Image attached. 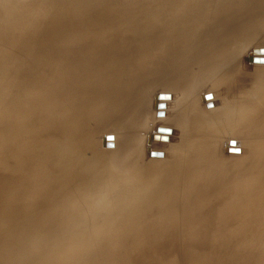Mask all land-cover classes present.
Instances as JSON below:
<instances>
[{"label": "rangeland", "instance_id": "1", "mask_svg": "<svg viewBox=\"0 0 264 264\" xmlns=\"http://www.w3.org/2000/svg\"><path fill=\"white\" fill-rule=\"evenodd\" d=\"M247 1L0 0V87L4 90V92L0 90V95L11 100L6 102L3 101L6 100L4 97H0L3 101L2 104L0 101V219L2 220H0V231L3 232H0V258H2L0 260L5 261L0 264H264V118L260 138L249 141L244 147L241 136L230 135L231 131L240 124L241 111L236 108L229 110L230 122L218 126L226 134L214 138L216 151L211 159L213 165L205 176L209 180H216L224 172L220 169L226 170L227 163L238 165L247 156L252 159L251 163L246 161V167L238 166L227 170L229 174L226 179L230 183L224 188H212V193L206 189V198H203L201 204L194 206L187 202L191 196L193 184L188 181L187 169L190 164L187 163L186 156L192 149L187 148L184 152H178L177 147L182 141V129L179 126L174 127L179 110L186 108L188 115L191 111L190 105L188 102H182L186 105L179 106L180 88H173L175 93L172 92V94L177 99L172 96V100H176V103L173 104L175 102L173 101L170 102L172 104H168L169 111L154 109L153 105L156 96L164 98L165 102L170 101V94L161 93L164 91V86L169 85V82H166L170 78L168 69L178 63L177 59L191 57L199 46L202 35L200 31H204V28L189 29L185 27L184 19H193L201 6L228 7L239 13H242L241 9L242 11L247 9L243 11L245 14L252 11L250 17L243 13L244 17L248 16L246 20L252 21L250 23L247 20L250 26L245 20L248 23L246 31L248 36H253L255 29L258 30V28L263 32L261 34H264V20L261 16L264 13L262 10L264 0H261L262 5L259 0ZM258 4L261 5H259L260 9ZM244 6L247 7L243 9ZM253 6L255 9H251ZM254 11L258 12L254 14ZM256 15L261 16L258 19L261 21L262 18V24L259 20L257 21V18L255 20ZM102 18H105L104 20L108 18L110 21L113 18L116 22L114 31L109 36H104L103 31L96 28L100 25ZM255 21L259 22L257 23L259 27ZM253 24L255 29H252ZM83 25L96 26V29L87 31ZM251 29L255 30L252 34ZM257 35L256 32L255 39L250 37L253 40L247 39L246 33L244 36L248 41L244 39L245 42L247 41V48L242 59L243 68L248 74L247 79L249 78L246 83L250 88L249 93L257 87L256 82L253 81L258 73L254 62H257L255 60H259L260 63L264 61L263 57H253L254 61L250 62L249 56L252 55L254 47H264V44L259 42L260 39H264V35L262 37L258 35L260 39ZM258 50L261 53L264 52V49ZM75 57L81 60L80 63L74 60ZM71 60L72 62L74 60V64ZM165 66H167L166 69H164ZM79 68L81 71L78 70ZM82 68L83 73H81ZM73 69L74 76L70 74ZM60 70L65 73H61ZM159 72L161 73L157 74ZM261 73H264V68ZM151 74L153 77L150 76ZM160 76L162 78L157 79ZM183 81V92H193L192 80L187 81L184 78ZM13 84L17 87H13ZM150 85L152 86L149 87ZM11 88L14 89L10 90ZM16 89L19 92L21 89V93L18 92L21 96H18V93L15 94ZM189 89L192 90L189 91ZM212 89L217 90L218 87ZM7 91L8 95L14 93L18 97L14 98L16 97L12 96L14 94L11 95L12 97L8 96ZM146 97L148 99L145 100ZM136 99H140L138 100L140 104ZM215 101H208L206 108L219 107L220 100L218 99L217 103ZM134 102L139 107L141 102L150 104H148L149 107L145 104L141 105V113H145L142 114L144 117L142 120L139 116L140 110L138 112L136 109L137 112L135 110L134 114V110L131 111L132 109L130 110L127 106H131ZM127 115L129 119H133L132 123L136 121L137 126L134 127V124L131 126V119L128 122ZM125 120L127 125L124 124ZM128 123L133 127V131L130 130ZM120 124L125 128L119 127ZM159 126L170 128L164 129ZM117 129L130 138L136 136L137 140L135 138L132 140H135L136 144L132 146L135 142L132 143L124 134H121L123 137L121 140L129 141L128 144L122 145L123 141L118 142L117 138L121 132ZM134 129L139 133L136 134ZM93 133L94 140L91 136ZM86 136V141L93 140V143L90 141V146L92 149L95 148L94 151L90 150L89 145L87 148L85 141L82 142L83 145L78 142L81 138L84 140ZM115 137L117 143L113 140ZM150 137L153 138L150 139ZM109 138L115 142H111ZM110 144L112 145L109 146ZM94 145L99 146L100 150ZM253 145L261 146V155L258 157L250 153L253 151ZM84 146L89 151H87V157ZM75 151L78 152L76 155ZM133 155L138 156L132 158ZM129 159H131L130 163H128ZM158 165H164L167 168L165 170L162 166L161 170L167 175L161 176L163 173L158 171L159 175L154 171L155 168V170L161 169L156 167ZM124 168H126L125 171ZM152 172H156L161 179ZM132 173H134L133 176L139 175L132 177ZM114 177L120 179V182L123 180L125 182L127 179L130 182L127 180L128 182L122 184L123 182L119 183L117 180L118 185ZM156 177L158 179L155 180ZM142 179L147 181L142 183ZM106 180L111 183L108 181V184ZM114 180L118 186L116 189ZM135 181H140L141 185L140 182L135 183ZM147 185L152 186L147 187ZM140 189L141 193L145 191L142 197L138 194ZM85 196L88 200L86 204ZM137 196L139 198L135 199ZM241 197L245 199L243 206L238 204ZM30 198H32V204L27 203ZM78 198H81V202L76 204L79 201ZM228 199L236 203L235 212L240 216L235 214L228 216L222 211L221 204ZM34 201L37 205L44 202L45 204L42 203L43 206L40 207L47 206V209L44 207L46 211H43L44 209L42 210ZM72 203L76 206L79 204L80 211L78 206L74 207ZM211 203H215L213 205L215 210L210 209ZM70 204L71 207L68 210L73 208L72 211L60 210L63 206L67 208ZM26 205L29 211L25 209ZM18 206H23V210L27 212H20L22 207ZM106 207H109L108 212L106 209V212L101 210ZM37 208L39 210H36ZM17 210L22 213L20 218H17L19 215ZM40 210L44 212L41 216ZM55 210L60 212L57 213ZM14 211L17 213L16 221L15 215L12 217ZM194 211L200 217H192L190 213ZM46 212H51L49 213L51 216ZM64 212H71V214L67 216ZM77 212H80L78 213L80 215L82 213V217L86 213L85 218L81 219L80 215L77 217ZM56 213L65 222L71 216L69 220L73 221L71 220L70 223L68 220V225L72 224V227L69 225V230L67 228L69 226L63 220L57 219L59 217H56ZM60 213H64L65 215H62L65 217ZM170 213L171 216H169ZM53 215L56 218L55 221V218L51 219ZM35 216H37L36 219ZM74 216H76L75 219H73ZM108 216L113 218L107 219ZM79 218L81 222L77 220ZM21 219L24 220L25 228L22 224V227H19L18 222H23ZM105 219L108 222H105ZM52 220L58 225H61L60 221L65 225H54ZM26 221L27 224H25ZM28 224L32 227L31 232L30 227L26 226ZM13 228L18 229L17 233ZM63 228H66V232L65 230L62 232ZM8 234L12 238L15 237V242L11 237H7ZM16 234L19 237L15 236ZM25 234L29 235L28 238ZM51 234L54 235L51 236ZM26 242L30 243L27 248H25Z\"/></svg>", "mask_w": 264, "mask_h": 264}, {"label": "bare ground", "instance_id": "2", "mask_svg": "<svg viewBox=\"0 0 264 264\" xmlns=\"http://www.w3.org/2000/svg\"><path fill=\"white\" fill-rule=\"evenodd\" d=\"M249 1V0H248ZM247 1V2H248ZM256 1V0H255ZM254 1V2H255ZM260 1L261 0H259V3H260ZM246 2V1H245ZM262 1H261V5H262ZM246 4H248V3H246ZM246 4H244V5H246ZM257 4V3H256ZM254 5H255V3H254ZM259 5L260 4H258L257 6L259 7ZM260 5V6H261ZM248 6V5H247ZM246 6V7H247ZM249 6H250V4H249ZM245 6H244V8L243 9H245L246 8ZM255 6H253V7H251V9H253ZM257 7V8H258ZM249 9H250V7H248ZM248 9V11H250ZM255 9V8H254ZM258 9H260V7L258 8ZM247 9H245V10H243V11H246ZM262 10H264V8L262 9ZM242 11V9H241V12L242 13H239V11L238 12H236V11H234V10H230L228 7H226V8H219V7H209V6H201V8H198L197 9V14H195L196 16L192 19V18H185L184 19V24H185V27H187V28H189V29H192V28H198V27H203L204 28V31L202 30V31H200L201 33H202V35H201V39L199 40V43H198V45L199 46H197L198 48L197 49H195L194 50V53L193 54H191V57H189V58H185V57H182L180 60H178L177 59V61H178V63L177 64H175V66L173 67V68H169V66H168V72H169V74H168V76H170V78L169 79H167V81L166 82H169V85L171 84L172 86H169L167 83H165V84H167V86H164V82H163V84L162 83H160V84H162L163 86H164V91H161V93L162 94H170V101H164L165 99L164 98H162V97H160L159 96V98L156 96V100L154 101L153 99V101H154V103H153V105H154V109H159L160 111L162 110L163 112H167V111H169L168 110V104H172V103H170V102H173V101H175V102H173V104L174 103H176V100H172V96H173V94H172V92L173 93H175V91H174V89L173 88H176V89H179V92L180 93H178L179 95H180V97H178L179 98V106H183V104H184V106L186 105L185 103H183L182 104V102H188L189 103V105H190V108H191V111H190V113L187 115L186 114V108H181L180 110H179V113H178V117L177 118H175L176 120H175V124H172V125H175L174 127H181L180 129H182V133H181V135H182V141H181V144H179V146L177 147L178 148V152H184V151H186L187 150V148H189V149H192V151H190L188 154H187V156L186 157H188V159H187V163L188 164H190V167L187 169V173H188V176H189V179H188V181L191 183V184H193L192 185V189H191V196H190V198L188 199V203L189 204H193L194 206L195 205H199V204H201L202 203V201H203V198H206V189H208L209 190V192H211L212 193V188H224V187H226V185H228L230 182L228 181V179H226V176H228V174H229V171H227V170H229V169H231V168H237L238 166H241V167H246V161H248V162H250L251 163V160L252 159H250L248 156H247V158L245 159V160H243V161H241L240 162V164H238V165H235V164H226V170H224V169H220L221 170V172L222 171H224V172H222L220 175H219V177H217L216 178V180H209V178L208 177H206L205 176V173H207L208 171H210V168L212 167V165H213V161H211V159H212V157H214L215 155H214V152L216 151V149H215V140H214V138H216V137H218V136H220V135H223V134H226L225 133V131L223 130V129H219L218 128V126L219 125H221V124H225L226 122H230V118H231V114L229 113V110L230 109H234V108H236L237 110H239V111H241V114H242V117H241V121H240V124H238L232 131H231V134L230 135H234V136H237V137H242V141H243V145H244V147L246 146V144H248V142L249 141H252V140H255V139H259L260 138V135H261V133H262V119L264 118V99H263V94H264V73H261V70H263V68H264V64H262V63H260V62H254V64L256 65V67L258 68L257 70H258V73L255 75V77H254V75H253V77H254V80L253 81H255L256 82V85H257V87L254 89V90H252V93H249V90H250V88H248V86L246 85V83H247V81H249L248 79H247V75L248 74H246V71L244 70V68H243V59H242V56H243V54L244 53H246L245 51H246V48H247V44H246V42L248 41L247 39L249 38V40H253V39H251L250 37L252 36V35H250V37L248 36V34H247V28H248V23L250 22V19L247 21L246 20V17H248L250 14H251V12L250 13H247L248 14V16H246V17H244V12ZM261 11V10H260ZM258 11H254V14L255 13H257ZM117 13H119V12H117ZM244 13V14H243ZM247 14H245V15H247ZM253 14V13H252ZM263 15H264V13H263ZM263 15H261L262 17H263V20H264V16ZM252 16H255V15H252ZM251 16V17H252ZM261 16H259V17H261ZM113 17H115L114 19H117V17L116 16H113ZM250 17V16H249ZM259 17H257V15H256V17H255V20H256V18H257V21L259 20V22H261L262 21V18H261V21H260V19H258ZM252 18H254V17H252ZM105 19V18H104ZM103 18L100 20V25H98V27H96V26H92V25H83V27L85 28V30H93L95 27L96 28H99V29H101L100 31H103V35L104 36H109L110 34H112L113 33V29H114V27H115V24H116V22H115V20H113V18H112V21H110V20H108V18H106V20H104ZM109 19H111V18H109ZM248 22H246V21ZM103 21V22H102ZM257 21H255V22H253V23H255L256 25H257V23H259V22H257ZM252 22V21H251ZM250 22V23H251ZM247 23V24H246ZM250 23H249V25H250ZM260 24H262V22L260 23ZM251 26V25H250ZM258 27H259V25H257ZM260 26H263V25H260ZM258 27H256V28H258ZM95 28V29H96ZM254 28V24H253V27H252V29ZM249 29H250V27H249ZM252 29H251V34L256 30V32H257V34L259 35V36H263L264 34H261V33H263L261 30L259 31V28H258V30L257 29H255V30H253L252 31ZM264 29V28H263ZM262 29V30H263ZM248 32H249V30H248ZM256 32L253 34V36H252V38H254V35H256ZM245 33H246V38L247 39H245L244 38V36H245ZM257 35V38H259L260 39V37ZM234 38H236V39H234ZM247 40L246 42H245V40ZM255 39V38H254ZM257 42H258V40H257ZM259 42H261L262 44H264V39H260L259 40ZM249 43V42H248ZM196 48V47H195ZM258 49H264V47H254V51H252L251 53H252V55H250L249 57H250V62H252V61H254V59H253V57H256V58H264V52H260ZM254 52V53H253ZM185 56H187V55H185ZM244 57V56H243ZM76 58V59H75ZM74 58V60H77V57H75ZM79 58V57H78ZM81 58V57H80ZM74 60H73V62H72V60H71V63H73L74 64ZM70 61V60H69ZM78 61V63H80V61H79V59L77 60ZM77 61H75V63H77ZM175 61V60H174ZM59 62V61H58ZM170 64H171V62H170ZM80 66V65H79ZM81 67V66H80ZM166 67L167 66H165V68L164 69H166ZM247 67V66H246ZM83 68H85V67H83ZM83 68H82V72L81 73H83ZM177 68H179V69H177ZM70 69H72V68H70ZM81 68H79L78 70H80ZM246 69V68H245ZM58 70V69H57ZM160 70V69H159ZM158 70V71H159ZM77 70H76V68H75V72H76ZM81 71V70H80ZM80 71H78V73L80 72ZM122 71V70H121ZM260 71V72H259ZM60 72H61V70H60ZM60 72H58V73H60ZM63 72V74L65 73L64 71H62ZM61 72V73H62ZM69 71H67V73H68ZM72 73H70V74H72L73 76H74V74H75V72H74V69H73V71H71ZM73 72H74V74H73ZM157 72V71H156ZM162 72H163V70H162ZM66 73V74H67ZM77 73V74H78ZM161 72H159V73H157V74H160ZM260 73V74H259ZM63 74H61V76L63 75ZM66 74H65V76H66ZM152 74H154V73H152ZM152 74L150 75L151 77H153L152 76ZM72 75H68V76H72ZM164 75V74H163ZM64 76V77H65ZM67 76V77H68ZM72 76V77H73ZM162 76V75H161ZM159 77V78H157V79H161L162 77ZM165 76V75H164ZM57 77H58V75H57ZM60 77V76H59ZM63 77V76H62ZM67 77L65 78V79H67ZM70 78V77H69ZM115 78V77H114ZM113 78V79H114ZM184 78L185 79H187V81L188 80H192V85H193V87L192 88H194V90H193V92H190V93H185V92H183L184 90H182L184 87ZM94 79V78H93ZM117 79V78H116ZM61 80H62V78H61ZM147 81V83H149L148 82V79H146ZM149 80H151L150 78H149ZM63 81H64V78H63ZM102 81V80H101ZM106 81V80H105ZM108 81V80H107ZM157 81V80H156ZM95 82V81H94ZM144 82H145V80H144ZM93 83V82H92ZM105 83V82H104ZM119 83V82H118ZM147 83H145V84H147ZM190 83V84H191ZM86 84V83H85ZM152 84H153V82H152ZM5 85V84H4ZM89 85V84H88ZM104 85V84H103ZM149 85V84H148ZM147 85V86H148ZM154 85V84H153ZM162 85H160V86H162ZM189 85V84H188ZM7 86V85H6ZM14 86H16L17 87V85H14L13 84V87ZM99 86H100V84H99ZM119 86V85H118ZM146 86V85H145ZM144 86V87H145ZM152 85H150L149 87H151ZM159 86V85H158ZM117 87V86H116ZM143 87V88H144ZM149 87H147V88H149ZM218 87V89L217 90H213L212 88H217ZM3 87H0V90L2 89ZM7 89H8V87H6ZM5 88V91L7 90ZM85 88V87H84ZM87 88V87H86ZM115 88V87H114ZM142 88V87H141ZM146 88V90H149V89H147ZM157 88V87H156ZM189 88V87H188ZM187 88V89H188ZM14 88H11L10 90H13ZM152 89H153V87H152ZM9 90V89H8ZM102 90H104V89H102ZM141 90H143V89H141ZM145 90V89H144ZM157 90V89H156ZM163 90V89H162ZM181 90H182V92H181ZM190 90H192V89H189V91ZM1 91H3L4 92V90L2 89ZM17 91V92H16ZM16 93L15 94H17L18 92H19V90H17L16 89ZM150 91V90H149ZM188 91V90H187ZM117 92V91H116ZM115 92V93H116ZM136 92H138V90L136 91ZM147 92V91H146ZM146 92H145V94H146ZM151 92V91H150ZM19 93H21V89H20V92ZM17 94L18 96L20 95L21 96V94ZM149 93V92H148ZM12 94H14V93H12ZM11 94V95H12ZM12 95L13 97L14 96H16V95ZM142 94V93H141ZM145 94L143 93V95H144V97H145ZM159 94V93H158ZM4 95H5V93H4ZM7 95H8V91H7ZM10 94L8 95V96H11ZM160 95V94H159ZM176 95V94H175ZM2 95H0V97H1ZM11 96V97H12ZM18 96H16V97H14V98H17ZM85 96V95H84ZM178 96V95H177ZM2 97H4V96H2ZM1 97V98H2ZM6 97V96H5ZM4 97V98H5ZM90 97V96H89ZM140 97H142L141 95H140ZM148 97V96H147ZM145 98V100L146 99H148V98ZM150 97V96H149ZM174 97V96H173ZM3 98V99H4ZM98 98V97H97ZM130 98V97H129ZM175 99H177V97L175 96L174 97ZM212 98V99H211ZM6 99V98H5ZM12 99V98H11ZM79 99V98H78ZM135 99V98H134ZM210 99V100H209ZM215 99H219L220 100V105H219V107H216V108H212V109H209V108H206L208 105H207V102L208 101H215ZM2 99H0V101H1ZM10 99L8 98V100L6 99V100H3V101H9ZM138 100H140V99H136V101L137 102H139ZM150 100V99H149ZM168 100V99H167ZM217 100L215 101L216 103H217ZM3 101H1V104L3 103ZM11 101V100H10ZM135 101V102H136ZM5 102V103H6ZM133 103V104H131V106L133 105L134 107H136L135 109H134V107L132 106V108H131V106H129V105H127L128 107H130V110L131 111H133L134 112V114H135V110L137 109L138 110V112H139V110H140V114H139V116L141 117V120H142V117H143V115L142 114H145V113H141V105L143 104V102H141L142 104L140 105V107L139 106H137L136 105V103ZM147 102V101H146ZM151 102V100L149 101V103ZM178 102V101H177ZM76 103V102H75ZM115 103V102H114ZM148 103V104H149ZM159 103V104H158ZM211 103H213V102H211ZM123 104V103H122ZM135 104V105H134ZM138 104V103H137ZM139 104H140V102H139ZM138 104V105H139ZM145 104V103H144ZM143 104V105H144ZM148 104H145V105H148ZM213 104H215V103H213ZM5 105V104H4ZM6 105H8L7 103H6ZM150 105V104H149ZM149 105H148V107H149ZM211 105V104H210ZM126 106V105H125ZM126 106V107H127ZM158 106V107H157ZM175 106H176V104H175ZM178 106V105H177ZM178 106V107H179ZM181 106V107H182ZM214 106V105H213ZM143 107V106H142ZM177 107V108H178ZM98 108V107H97ZM138 108H140V109H138ZM160 108H162V109H160ZM72 109V108H71ZM146 108L144 107V110H145ZM148 109V108H147ZM236 109H235V112H236ZM129 110V109H128ZM137 110H136V112H137ZM144 110H143V112H144ZM131 111H130V113H131ZM149 111V110H148ZM155 111H157V110H155ZM68 113V112H67ZM130 113H128L129 115H130ZM125 114V113H124ZM133 114V113H132ZM68 115V114H67ZM129 115H127V119H128V122H130L129 120L131 119V126H133V124H134V127L135 126H137V124L135 125V120H136V118H135V122L134 123H132L133 122V119L132 118H128V116ZM136 115L138 116V114L136 113ZM142 115V116H141ZM132 117H133V115H131ZM145 116V115H144ZM177 116V115H176ZM140 117H137L138 119L140 118ZM65 118V117H64ZM126 118H124V119H126ZM144 118V117H143ZM170 119V118H169ZM143 120H145V119H143ZM161 120V119H160ZM126 121V120H125ZM163 121V120H162ZM138 123H140V121H137ZM144 122V121H143ZM166 122V121H165ZM121 123H123V121L121 122ZM130 123H128V125L130 124ZM125 125H127V121H126V123H124ZM141 124V123H140ZM139 124V125H140ZM143 124V123H142ZM122 124H120L119 125V127L121 126ZM130 126V125H129ZM128 126V127H129ZM130 126V127H131ZM187 126H188V128H187ZM115 127V126H114ZM118 127V128H119ZM121 127H124L125 128V126H121ZM141 127V126H140ZM160 128H164V129H168V128H170V127H168V126H159ZM186 127V128H185ZM132 128L133 127H131L130 128V130H132ZM127 129V128H126ZM139 130H140V128H138ZM118 130V129H117ZM120 130H123V129H121L120 128ZM186 130H188V131H186ZM123 131H125V130H123ZM122 131V132H123ZM133 131V130H132ZM131 131V133H133V135H135V133L136 134H138L137 132H135L136 131V129H134V132H132ZM117 132V131H116ZM118 132H121V131H119L118 130ZM120 133V135H119V137H118V135H116V137H118L117 138V140H119L118 142H120V141H123L124 142V140H121V138L123 139V137H121V134H124V133ZM96 133H97V131H96ZM114 132H112V134H113ZM126 133V132H125ZM127 133H128V130H127ZM126 133V134H127ZM228 133V132H227ZM119 134V133H118ZM129 134V133H128ZM155 134V133H154ZM153 134V135H154ZM161 135H165L164 133L162 134V133H160ZM92 135H95L94 133L93 134H91V136ZM114 135V134H113ZM125 135V134H124ZM131 135V134H130ZM115 136V135H114ZM126 137H128V135H125ZM139 136V135H138ZM89 137V136H88ZM93 137V140H94V136H92ZM116 137L115 138H113V140H115L116 141V143H117V140H116ZM136 137V136H135ZM135 137H133L132 136V138H130V136L128 137V139L130 138V141L133 143V142H135V143H133V145L132 146H134V144H136V141L135 140H137V138H135ZM169 137V136H168ZM90 138V137H89ZM88 138V139H89ZM133 138H135V140L134 141H132L133 140ZM153 137H150V139H152ZM82 139V138H81ZM81 139H79L78 140V142H80L81 144H82V142H89L88 144H86L85 142H84V144L85 145H87V148H89L88 147V145L90 146L91 144V142L93 143V140L91 139L90 141H86V139H87V136H86V138L82 141ZM112 140V138H109V140ZM128 139H127V141H128ZM140 139V138H139ZM138 139V140H139ZM109 140H106V141H109ZM110 140V141H111ZM115 141H111V142H115ZM121 143L122 145L123 144H128V142H124V143ZM131 142H130V144H131ZM80 143H79V145H80ZM115 143V144H116ZM75 144V143H74ZM78 144V143H77ZM76 144V145H77ZM94 144H95V141H94ZM102 144V143H101ZM138 144V143H137ZM83 145V144H82ZM96 145H97V142H96ZM96 145H94V147H99V146H96ZM103 145V144H102ZM112 144H110L109 146H111ZM81 146V145H80ZM77 147H79V146H77ZM253 151L252 152H250V153H254L257 157L259 156V155H261V146L260 145H253ZM79 148H81V147H79ZM82 148H83V146H82ZM84 148H85V146H84ZM104 148H105V146H104ZM124 148V147H123ZM92 149V146H90V150ZM99 149V148H98ZM105 149H107V148H105ZM104 149V150H105ZM76 150V149H75ZM78 150V149H77ZM84 150H86V148L84 149ZM84 150H81V151H84ZM93 151L95 150V148L94 149H92ZM100 150V149H99ZM102 150V149H101ZM118 150L120 151V149L118 148ZM123 150V149H122ZM136 150V149H135ZM134 150V151H135ZM79 151V150H78ZM87 151L88 150H86V154H85V156L87 157V155H88V153H87ZM96 151H98V150H96ZM107 151V150H106ZM119 151H118V153H119ZM126 151V150H125ZM89 152V151H88ZM103 152V151H102ZM113 152V151H112ZM122 152V151H121ZM75 153V155L78 153V152H74ZM80 153V152H79ZM95 153V152H94ZM137 152H135V154H136ZM242 154H243V152H241ZM250 153H248V155L250 154ZM81 154V153H80ZM83 154H84V152H83ZM92 154H93V152H92ZM107 154H109L108 152H107ZM127 153H125V155H126ZM138 154V153H137ZM241 154V155H242ZM91 155V154H90ZM95 156V155H94ZM106 156V155H105ZM135 156H138V155H133V157L132 158H134ZM101 157V156H100ZM110 157V156H109ZM112 157V156H111ZM126 157V156H125ZM92 159L94 158V157H91ZM255 158V157H254ZM81 159H83V158H81ZM96 160H97V158H95ZM108 159V158H107ZM80 160V159H79ZM131 159H129V162L128 163H130L131 161H130ZM100 161V160H99ZM104 161V160H103ZM103 161H101V162H103ZM255 161H256V159H255ZM106 163H107V160L105 161ZM171 162V161H170ZM170 162H168L169 164H171ZM257 162V161H256ZM152 163V162H151ZM150 163V164H151ZM153 163H155V162H153ZM158 163V162H157ZM168 163H166L168 166L167 167H169V164ZM173 163H174V161H173ZM134 164V166H135V163H133ZM160 164V163H159ZM162 164V163H161ZM164 164V163H163ZM131 165V164H130ZM130 165H128V166H130ZM137 165H138V163H137ZM156 165V164H155ZM127 166V165H126ZM132 167H134L133 165H131ZM147 166H149V165H147ZM152 166H153V164H152ZM162 166L165 168V170L167 169L164 165H161V166H156L157 168L158 167H161V169L160 170H155L154 169V171H156L158 174H159V172L160 173H163V172H161V170L163 169L162 168ZM117 167V166H116ZM131 167V168H132ZM150 167V166H149ZM114 168V167H113ZM118 168V167H117ZM116 168V169H117ZM127 168V167H126ZM126 168H124V171L126 170ZM130 168V167H129ZM136 168V167H135ZM139 168V167H138ZM138 168H136V169H138ZM152 168H154V167H152ZM121 170H123L122 168H120ZM150 169H151V167H150ZM128 170V169H127ZM132 170V169H131ZM116 171V170H115ZM124 171H122V172H124ZM133 171V170H132ZM159 171V172H158ZM121 172V174L123 175V173ZM134 172L136 173V171L134 170ZM156 172H152V173H155L157 176H158V174L156 173ZM118 174V173H117ZM137 174V173H136ZM135 174V175H136ZM121 175V176H122ZM134 175V173H132L131 174V176L132 177H137L138 175H136V176H133ZM141 175V174H140ZM160 175V174H159ZM163 175H167V173L165 174V173H163V174H161V176H163ZM114 176V175H113ZM118 176V175H117ZM116 176V177H117ZM119 176H120V174H119ZM144 176V175H143ZM161 176H158V178H160L161 179ZM116 177H114V179L116 180V182H117V180H118V182L119 183H122L124 180L123 179H121V181L122 182H120V179H118V178H116ZM141 177H142V175H141ZM146 177H147V175H146ZM111 178V177H110ZM110 178H109V180H110ZM124 178V177H123ZM145 178V177H144ZM157 177L155 178V180L156 179H158ZM112 179H113V177H112ZM130 179V178H129ZM131 179H133V178H131ZM135 179V178H134ZM137 179V178H136ZM139 179V178H138ZM108 180V181H109ZM115 180H114V186H115V189L118 187L117 185H116V183H115ZM128 180V179H127ZM126 180V181H127ZM143 180V179H142ZM107 181V180H106ZM107 181V182H108ZM111 181V180H110ZM109 181V182H110ZM125 181V182H126ZM129 182H130V180H128ZM127 181V182H128ZM134 181V180H133ZM145 181H147L146 179L145 180H143L142 181V183L143 182H145ZM152 181V180H151ZM167 181V180H166ZM38 182H39V180H38ZM109 182H108V184H109ZM117 182V184L119 185V183ZM125 182H123L122 184H124ZM132 182V181H131ZM136 182H140V181H135V183ZM153 182V181H152ZM160 182V181H159ZM106 183V182H105ZM111 183V182H110ZM134 183V184H135ZM39 184H40V182H39ZM144 184H147V183H144ZM153 184V183H152ZM140 185H141V182H140ZM143 185V184H142ZM148 185H150V184H148ZM147 185V187H151V186H148ZM172 185V184H171ZM103 186V185H102ZM113 186V184L111 185V187ZM117 186V187H116ZM158 186V185H157ZM160 186H162V185H160ZM165 186V185H164ZM107 187H108V185L106 186V189H107ZM138 187V186H137ZM143 188L145 187V186H142ZM39 188H41V187H39ZM109 188H110V185H109ZM140 188V187H139ZM142 188V189H143ZM28 189V188H27ZM99 189V188H98ZM113 189V188H112ZM114 189V190H115ZM138 189V188H137ZM145 189H147V188H145ZM145 189H143V190H145ZM100 190H101V187H100ZM111 190V189H110ZM143 190H142V192H143ZM228 190V189H227ZM97 191V190H96ZM102 191H104V190H102ZM111 191H113V190H111ZM138 191H140L139 193L137 192V191H135L136 193H138V194H140L141 196L140 197H142L143 195H145V194H143V193H141V189L140 190H138ZM35 192V191H34ZM93 192V191H92ZM91 192V193H92ZM99 192V191H98ZM101 192V191H100ZM105 192V191H104ZM108 192V191H107ZM134 192V191H133ZM132 192V193H133ZM14 193V192H13ZM16 193V192H15ZM109 193V192H108ZM108 193H106V194H108ZM29 194H31V192L29 193ZM143 194V195H142ZM22 195V194H21ZM27 195H28V193H27ZM104 195V194H103ZM4 196V195H3ZM33 196V195H32ZM31 196V197H32ZM86 196H87V194H86ZM86 196L84 197L86 200H87V198H86ZM101 196V195H100ZM113 196V195H112ZM215 195H213V197H214ZM14 197V196H13ZM20 197H22V196H20ZM20 197H18V198H20ZM96 197V196H95ZM7 198V197H6ZM12 198V197H11ZM29 198V197H28ZM115 198V197H114ZM113 198V199H114ZM137 198H139L138 196L135 198V199H137ZM243 197H241V199H240V201L238 202V204L240 205V206H243L244 204H245V199H242ZM32 198H30V201H28L27 200V203L28 204H32L31 203V200ZM34 199V198H33ZM41 199V198H40ZM81 199V198H80ZM80 199L78 198V200L79 201H77V200H75V201H77L76 202V204L78 203V202H81L80 201ZM85 199H83L82 198V200H84V201H86ZM88 199H93V198H88ZM134 199V198H133ZM219 199V198H218ZM15 200V199H14ZM18 200V199H17ZM17 200H16V203H17ZM23 200H24V198H23ZM35 200V199H34ZM38 199H36L35 201H37ZM22 201V200H21ZM34 201V202H35ZM39 201V200H38ZM111 201H113L112 199H111ZM19 202V201H18ZM30 202V203H29ZM40 202V201H39ZM70 202V201H69ZM88 202V200L85 202V204ZM3 203V202H2ZM16 203H15V205H16ZM20 204H21V202H19ZM22 203H24L23 201H22ZM25 203H26V200H25ZM42 203H44V202H42ZM42 203L41 204H39V205H37L36 204V202H35V204L37 205V206H41L42 205ZM84 203V202H83ZM82 203V205H84ZM12 204V203H11ZM45 204V203H44ZM76 204L75 203H72V205H74V207L76 206ZM111 203H109V205H110ZM207 205H209L210 203H206ZM215 203H211V207H210V209H212V210H215L214 209V205ZM236 203L234 202V201H232L231 199H228L227 200V202H225V203H223V204H221L223 207H222V211L223 212H225V214L226 215H233V214H235V215H238V216H240V214H237L235 211V207H234V205H235ZM13 205V204H12ZM19 205V204H18ZM53 204H51V206H52ZM79 205V204H78ZM77 205V206H78ZM108 205V206H109ZM139 205V204H138ZM137 205V206H138ZM7 206V205H6ZM24 206V205H23ZM23 206H18V207H22V209H21V211L20 212H24L25 210H23ZM43 206V205H42ZM76 206V207H77ZM32 206H29V208H31ZM35 207V206H34ZM46 209H47V206H44ZM41 208L43 211H46L45 210V208ZM50 206H48V208H49ZM64 207V206H63ZM62 207V209H60L61 211L62 210H68V208L69 207H71V204H70V206H66L67 208H63ZM136 207V206H135ZM17 208V207H16ZM27 208V205H26V207H25V209ZM33 208V207H32ZM36 208V207H35ZM51 209H52V207H50ZM57 208V207H56ZM77 208H79V206L77 207ZM81 208V207H80ZM80 208H79V210L78 211H80ZM107 208H109V207H106V208H103V209H101L102 211L103 210H107ZM133 208H134V206H133ZM236 208H237V206H236ZM6 209V208H5ZM8 209V208H7ZM20 209H18V210H20ZM34 209V208H33ZM73 209V208H72ZM72 209L70 210H68V211H72ZM238 209V208H237ZM11 210H12V208H11ZM17 210V211H18ZM26 210H28V209H26ZM32 210V209H31ZM31 210H30V212H31ZM35 210V209H34ZM36 210H39V208H37ZM57 210V209H56ZM55 210V212H57V213H59L60 212V210H59V212L58 211H56ZM100 210V211H101ZM106 210H105V212H106ZM195 210H196V208H195ZM240 210H242V209H240ZM9 211H10V209H9ZM13 211V210H12ZM16 211V210H15ZM15 211L13 212V216L12 217H14V215H15V217H14V220L15 219H17V218H20L19 216H20V214H22V213H20L19 211V215H17V218H16V214L17 213H15ZM29 211V210H28ZM41 211V210H40ZM43 211H41L39 214H40V216H41V213L43 212ZM49 211V210H48ZM47 211V212H48ZM51 211V210H50ZM99 211V212H100ZM101 211V212H102ZM25 212H27V211H25ZM35 212H37V211H35ZM35 212H34V214H35ZM46 212V213H47ZM85 211H83V213H84ZM107 212H108V210H107ZM171 212V211H170ZM2 213V212H1ZM15 213V214H14ZM29 213V212H28ZM28 213H27V217H28ZM32 214H33V212H31ZM31 213H29L30 215H31ZM44 213V212H43ZM49 213H51V212H49ZM49 213H47V214H49ZM57 213L55 214L56 215V217L59 215H57ZM64 213H66V215L68 216V214L70 213L71 214V212H69V213H67V212H64ZM64 213H62L63 215H65ZM74 213H75V209H74ZM78 213H80V212H77V217H78V215H80V214H78ZM89 212H87V214H88ZM6 214H8V213H6ZM52 214H53V212H52ZM61 213H60V215H62ZM102 214V213H101ZM191 214V216L192 217H194V218H196L197 216H199L200 217V215L197 213V212H191L190 213ZM1 215V214H0ZM9 215V214H8ZM25 215V214H24ZM36 215V214H35ZM37 215H38V213H37ZM50 216H51V214H49ZM62 215V216H63ZM81 215H82V213H81ZM80 215V217H82ZM85 215H86V213L84 214V217H82L81 219H83V218H85ZM45 216V215H44ZM48 216V215H47ZM169 216H171V213H170V215ZM6 217V216H5ZM10 217V216H9ZM8 217V219H10ZM22 218H23V216H21ZM26 217V216H25ZM29 217H32V216H29ZM36 217L37 216H35V219H36ZM46 217V216H45ZM44 217V218H45ZM59 218H57V219H59V220H63L64 221V219L62 218V219H60V216H58ZM63 217H65V216H63ZM87 217V216H86ZM98 217V216H97ZM96 217V218H97ZM100 217H102V215L100 216ZM33 218H34V216H33ZM51 218V217H50ZM53 218H55V216L53 215V217L51 218V219H53ZM68 218V217H67ZM71 218V216L68 218V220ZM76 218V216H74L73 217V219H75ZM108 218H110L109 216L107 217V219ZM111 218H113V217H111ZM111 218H110V220H111ZM3 219V218H2ZM5 219H7V218H5ZM13 219V218H12ZM24 219V218H23ZM23 219H21V220H23ZM29 219H31L32 220V218H29ZM35 219H33V220H35ZM38 219V218H37ZM101 219V218H100ZM231 219V218H230ZM232 219H233V217H232ZM1 220V219H0ZM11 220V219H10ZM13 220V221H14ZM18 220H20V219H18ZM25 220V219H24ZM24 220H23V222L21 223L20 221L18 222V223H20V226L19 227H22L24 224ZM26 220H28V219H26ZM56 220V218L54 219V221ZM65 220H67L66 218H65ZM68 220H67V222H65V224H67V226H69V225H71V227H72V224H69L68 225ZM72 220V219H71ZM71 220H69V222L71 221ZM77 220H79L80 222H81V220H80V218L79 219H77ZM85 220V219H84ZM83 220V221H84ZM2 221V220H1ZM12 221V220H11ZM16 221V220H15ZM51 221V220H50ZM73 221V220H72ZM78 221V222H79ZM220 221V220H219ZM28 222H30L31 223V221H28ZM52 222H53V220H52ZM51 222V223H52ZM57 222H59V221H57ZM64 222H63V224H64ZM105 222H108V221H106V219H105ZM221 222V221H220ZM223 222V221H222ZM12 223H14V222H12ZM43 223V222H42ZM54 223V222H53ZM71 223V222H70ZM8 224H9V222H8ZM11 224V223H10ZM15 224V223H14ZM14 224H12V225H14ZM17 224V223H16ZM21 224H22V226H21ZM25 224H27V221H26V223ZM34 224V223H33ZM59 224H61V225H63L62 224V222L60 221V223ZM64 224V225H65ZM228 224H230V222L228 223ZM238 224V223H237ZM4 225V224H3ZM31 225V224H30ZM35 225H39V224H35ZM34 225V226H35ZM50 225H52V224H50ZM54 225H58L56 222L54 223ZM61 225H58V226H61ZM11 226V225H10ZM15 226V225H14ZM26 226H28V228L30 227L29 226V224L28 225H26ZM53 226V225H52ZM52 226H50V227H52ZM4 227V226H3ZM5 227H6V225H5ZM16 227L17 228H19L17 225H16ZM16 227H14V228H16ZM53 227H55V226H53ZM66 227V226H65ZM105 227V226H104ZM103 227V228H104ZM132 227V226H131ZM226 228H227V224H226V226H225ZM13 228V229H14ZM23 228H25L24 226H23ZM23 228H21L22 230H23ZM31 228L32 227H30V229H29V231L31 230ZM35 228V227H34ZM47 228V227H46ZM46 228H43V229H46ZM68 228V230H69V228H70V226L69 227H67ZM8 229V228H7ZM43 229H42V231H43ZM58 229V228H57ZM66 229V228H65ZM64 228H63V231H62V229H61V231L62 232H64V230H65ZM5 230V229H4ZM8 230H10V229H8ZM12 230V229H11ZM16 230H18V229H14V231L17 233V231ZM20 230V229H19ZM25 230V229H24ZM67 230V231H68ZM52 231H54V230H52ZM51 231V232H52ZM58 231V230H57ZM1 232V231H0ZM13 232V231H12ZM19 232V231H18ZM22 232V231H21ZM31 232V231H30ZM33 233L35 232V231H32ZM65 232H66V230H65ZM1 233H3V232H1ZM9 234L11 233L10 231L8 232ZM20 233V232H19ZM36 233H39V232H37L36 231ZM35 233V234H36ZM5 234H7V233H5ZM9 234H8V236L7 237H11V236H9ZM21 234V233H20ZM29 234H31V233H29ZM42 234V233H41ZM41 234H39V235H41ZM32 235V234H31ZM30 235V236H31ZM37 235V234H36ZM49 235H50V233H49ZM54 235V234H53ZM52 234H51V236H53ZM63 235H65V233H63ZM3 236V235H2ZM6 236V235H5ZM15 236H18L17 234L15 235ZM29 236V235H28ZM28 236H26V234H25V237H27L28 238ZM19 237V236H18ZM34 237H35V235H34ZM12 238V237H11ZM21 238V237H20ZM38 238V237H37ZM56 238V237H55ZM54 238V239H55ZM4 239H5V237H4ZM13 240H14V242H15V237L13 236V238H12ZM30 239H32V238H30ZM30 239H28V240H30ZM35 239V238H34ZM50 239H52V237H50ZM7 240V239H6ZM1 241V240H0ZM27 241V240H26ZM31 241V240H30ZM53 241H55V240H53ZM3 242V241H2ZM7 242V241H6ZM10 242V241H9ZM50 242V241H49ZM8 243V242H7ZM27 243V242H26ZM30 243H32V241L30 242ZM30 243H27L26 245V247L25 248H27L28 247V245L30 244ZM5 246H6V244H5ZM9 246V245H8ZM24 246V245H23ZM1 247H2V245H1ZM19 247H21V249L23 248L22 246H19ZM7 248V247H6ZM15 248H16V246H15ZM4 249V248H3ZM17 249V248H16ZM14 250V249H13ZM12 250V251H13ZM12 251H9V252H11L12 253ZM15 251V250H14ZM13 251V252H14ZM24 252H25V250H24ZM1 253V252H0ZM1 256V255H0ZM0 259H2V258H0ZM6 259V258H5ZM0 262H3V261H1L0 260ZM6 262H8L7 260H6ZM3 263H5V261L3 262Z\"/></svg>", "mask_w": 264, "mask_h": 264}, {"label": "snow or ice", "instance_id": "3", "mask_svg": "<svg viewBox=\"0 0 264 264\" xmlns=\"http://www.w3.org/2000/svg\"><path fill=\"white\" fill-rule=\"evenodd\" d=\"M261 63H264V61H261Z\"/></svg>", "mask_w": 264, "mask_h": 264}, {"label": "water", "instance_id": "4", "mask_svg": "<svg viewBox=\"0 0 264 264\" xmlns=\"http://www.w3.org/2000/svg\"><path fill=\"white\" fill-rule=\"evenodd\" d=\"M255 61L259 62V60H255Z\"/></svg>", "mask_w": 264, "mask_h": 264}]
</instances>
